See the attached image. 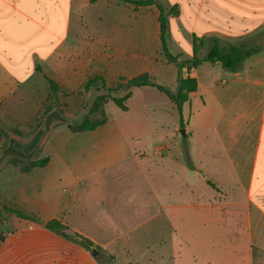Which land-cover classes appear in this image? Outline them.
Returning <instances> with one entry per match:
<instances>
[{
    "label": "crops",
    "instance_id": "0c3cea01",
    "mask_svg": "<svg viewBox=\"0 0 264 264\" xmlns=\"http://www.w3.org/2000/svg\"><path fill=\"white\" fill-rule=\"evenodd\" d=\"M227 1L232 2L192 1L185 13L177 3L176 21L189 51L178 55L191 59L192 35L204 41L197 46L199 58L206 56L211 37L258 46L259 53L236 72L207 62L192 69L197 88L182 105L183 128L175 107L164 101L172 125L147 146L133 132L140 122L126 129L106 122L91 132L71 133L79 145L57 147L63 158L16 177L13 203L42 224L9 215L12 228L0 232V264H86L85 249L44 228L50 220L99 246L114 263L115 248L129 254L134 233L169 225L173 234L151 244L144 262L182 264L186 252V264H195L189 242L197 221L205 235L201 246L223 239L224 264L238 258L248 264L253 248L264 253V44L257 41L264 4L242 1L248 10L233 16ZM147 36L149 18L118 0H0V115H41L46 77L69 90L94 75H117L119 64L134 53L135 38L144 44ZM171 65L167 80L158 83L174 86L169 89L175 93L178 75ZM121 112L128 115L129 109ZM110 167L118 173L108 179L103 174ZM126 181V195L100 192L101 186ZM111 199L122 202L108 207ZM123 210L134 220L123 218L119 231L111 219ZM140 214L145 218L135 220ZM112 230L118 233L107 236ZM162 248L169 254L153 255Z\"/></svg>",
    "mask_w": 264,
    "mask_h": 264
},
{
    "label": "rangeland",
    "instance_id": "374dc122",
    "mask_svg": "<svg viewBox=\"0 0 264 264\" xmlns=\"http://www.w3.org/2000/svg\"><path fill=\"white\" fill-rule=\"evenodd\" d=\"M160 2L165 8L168 22V47L173 55L179 53L188 54V48L184 40H181V33L176 21L177 3L182 7L185 13L188 9V4L197 0H156ZM226 2V7L232 13L233 16H238L240 13H245L248 9L243 2L235 3V0ZM247 1H259L264 0H247ZM141 8V9H140ZM136 8V14L143 13V16L149 18V36L146 37L144 44L142 45L139 39L136 37L134 41V53L132 56H128V63L125 65L119 64L118 74L113 75L111 73H101L88 77L82 85L73 89H62L57 86L54 94L50 93L48 88V95L46 96L45 103L41 115H35L34 117L27 115H0V129L4 135L0 139V147H5L4 153L0 159V232H8L12 228L10 216L4 212V207L14 208L13 203L15 180L19 176H27L34 170L28 173L23 172V169L27 166V162L32 160H41L43 158L57 159L63 158V153L57 151V147L66 145L72 149L79 145V140H72L73 134L68 129V124H76L80 122L84 117H88L91 121H99L106 118V126L109 127H123L132 128L135 122H140V128H136L135 135L140 137L144 143V146L150 144L151 141L156 140L162 132L167 131L172 125V114L163 112L166 109L167 104L170 103L172 107L174 97V86L170 89L172 91V97H167L165 94L156 91L152 88H137L133 89L130 98L124 103L129 109V114L124 115L123 112L115 105L112 98L117 95L121 97L123 93L117 90L108 94L106 91L100 89V81H95V84L91 87L85 88V83L95 77L99 76L104 81L107 87L116 89V87L124 83L127 80L136 79L142 76L147 77L155 82L166 81L168 74L166 69H174L172 63L167 62L160 49L158 42V23L157 12L154 6ZM172 9V10H171ZM142 11V12H141ZM186 28V25H184ZM261 38H257V41L264 44V31H260ZM122 60V57H120ZM170 67V68H169ZM102 98V105L98 109H92L93 103ZM130 101V105H129ZM166 107V108H165ZM18 117L17 119H14ZM129 124V126H127ZM126 127V128H125ZM138 129V130H137ZM39 134L40 138L32 150V154H28V157L22 158L13 152H8V143L14 139L20 148L28 150V146L33 141L34 137ZM159 134V135H158ZM153 139V140H152ZM72 146V147H71ZM118 167H110L104 172V176L111 179L114 173L117 172ZM126 184H109L107 186H101L100 192L102 195L109 197L111 193L127 194L130 189L128 181ZM141 189V187H140ZM119 201V200H118ZM118 201L111 199L109 206L111 207L118 203ZM122 202V201H119ZM130 210H123L120 213H115L112 216L114 226L118 227L119 231L125 226L126 223L122 221L123 218H127L131 221L134 218L128 216ZM15 216V215H14ZM145 218L144 214L136 216L135 220H141ZM7 220V223H5ZM22 220V219H21ZM134 223V222H133ZM195 230L193 232L194 240L189 243L192 245L191 252L193 262L207 264H224L226 263V251L228 247L225 245L223 239H213V245L206 247L201 246L202 241L205 239V235L200 228L198 221L194 222ZM70 235H77L76 233L68 232ZM88 232L92 235L97 234V230L94 227H88ZM192 232V230H191ZM118 233L116 230L110 231L107 236ZM173 234L169 225L165 229H155L153 226L146 227L132 236V241L129 244V254H126L121 248H115V263L116 264H146L143 260V255L149 253L151 244L155 243L160 238H165ZM1 236V235H0ZM103 237V236H102ZM196 239V240H195ZM185 251V249H183ZM158 252L169 254L168 249H159L157 252H153V255H158ZM87 258L85 257L86 264H100L90 251H87ZM92 255H91V254ZM180 256V250L178 251ZM189 253L184 252L180 259L182 264L188 262ZM178 256V257H179ZM239 256H243L241 253ZM157 257V256H156ZM179 261V260H178ZM165 264L164 260L157 264ZM167 264L170 261L166 262ZM232 264H241L240 258L237 261H233ZM248 264H264V253L261 254L258 249L253 248L252 254Z\"/></svg>",
    "mask_w": 264,
    "mask_h": 264
},
{
    "label": "trees",
    "instance_id": "16d2710c",
    "mask_svg": "<svg viewBox=\"0 0 264 264\" xmlns=\"http://www.w3.org/2000/svg\"><path fill=\"white\" fill-rule=\"evenodd\" d=\"M122 3L128 4L132 7L140 8V7H150L154 6L157 11V23H158V31H159V42H160V49L164 59L172 63L177 69V90L174 93V97H172V91L165 85L159 84L154 80H150L145 76L127 80L124 83L119 84L116 89H112L107 87L104 81L99 76H95L89 79L85 83V88L91 87L95 84V81H100L101 86L100 89L106 91L108 94L113 93L117 90H120L123 95L121 97L115 95L112 100L115 105L121 110L126 111L127 107L125 106V102L130 98L131 92L135 88H153L157 91L165 94L167 97H172L173 105L176 109V112L180 119V127L183 128L182 123V105L187 102L190 93L196 91L197 82L195 78L190 77L189 73L192 69L197 68L204 62L215 64L219 63L223 69L236 72L240 69L242 63L256 55L261 50L258 46L246 47L239 44H231V43H224L218 38H208V51L204 58H199L196 55L197 46H203L204 41L202 39H198L195 35H192V57L189 60H182L180 55H173L168 47V22H167V14L163 5L156 1V0H118ZM172 10V9H171ZM177 14V10L174 12ZM185 69L187 75L185 77L182 76V70ZM46 82L48 84V88L50 93L54 94L57 88V85L54 81L50 80L46 77ZM102 98L98 97V99L93 103L92 109H98L102 105ZM106 123V118L99 120V121H91L87 116L84 117L80 122L76 124H68V129L71 133H82V132H91L94 131L96 128L103 126ZM4 133L0 129V139L3 137ZM40 135L37 134L31 144L28 146V150L20 148L19 145L16 143L14 139L9 141V146L7 151L13 152L22 158L28 157V154H32V150L37 144ZM49 159L43 158L41 160H32L27 162V166L23 169V172L28 173L33 169L42 168L47 165ZM192 168L191 165H189ZM209 185L213 186L211 183L208 182ZM4 212L8 214L15 215L19 219L32 221L34 223L42 224L36 217L27 215L21 209L14 207H4ZM44 228L55 235L62 237L66 240H69L86 251H90L95 259L100 264H115L114 258L111 255L106 254L99 246L94 245L90 240L78 236V235H70L65 233L66 227L63 226L57 220H50L43 224Z\"/></svg>",
    "mask_w": 264,
    "mask_h": 264
},
{
    "label": "water",
    "instance_id": "95a60500",
    "mask_svg": "<svg viewBox=\"0 0 264 264\" xmlns=\"http://www.w3.org/2000/svg\"><path fill=\"white\" fill-rule=\"evenodd\" d=\"M181 134L183 135V130L181 131ZM8 145H9V143H8ZM4 150H5V147H0V159H1V157H2V155H3V153H4Z\"/></svg>",
    "mask_w": 264,
    "mask_h": 264
}]
</instances>
